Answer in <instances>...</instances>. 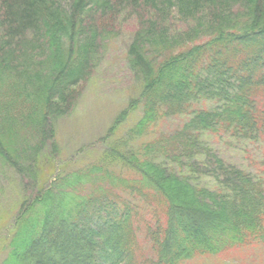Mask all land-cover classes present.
Listing matches in <instances>:
<instances>
[{
  "label": "trees",
  "instance_id": "1",
  "mask_svg": "<svg viewBox=\"0 0 264 264\" xmlns=\"http://www.w3.org/2000/svg\"><path fill=\"white\" fill-rule=\"evenodd\" d=\"M111 1L70 0V8L64 10L59 7L58 0H0V93L8 90L6 97H0V157L6 164L14 165L16 155L10 145L26 126L30 124V127L35 126V129L40 127L46 129L51 122V127L55 130L53 119L50 118L59 115L56 112V102H64V93L88 75L86 71L92 62L90 55L92 53L95 55L96 50L100 48V45L95 44L94 35L89 34L92 31L88 30L86 16L98 12L103 14L111 10L113 8ZM114 1L124 4L125 7L132 6L138 11L147 9L159 12L154 19L158 17L164 19L160 15L161 11L171 10L172 4L180 8V11L184 10L187 16L200 12L205 6H211L208 8L212 10V18L207 23H201L197 19L201 23L200 28L193 31V35L190 36L169 33L166 28L158 26L156 20L147 21V24H143L136 33L127 58L131 69L140 77L144 76L145 92L139 101L131 102L133 107L131 103L129 104L130 109L139 113L137 123L129 132L130 135L141 137L156 124V113H159L157 105H167L165 113L171 116L172 112H175L174 104L171 103L175 100L176 104L181 106L179 112L185 113L187 110H182L183 103L186 101H192L196 105L198 103V107L190 105V111L194 112V116L187 117L183 132L182 129L178 130L179 132L172 136L177 145H183L188 141L187 131L205 129L213 122L214 125L218 123L223 126L225 130L259 131L258 135H261V140L264 141V0ZM205 9L207 8L199 14ZM153 59L156 61L155 64L151 63ZM247 68L252 69L251 74H245ZM219 69L228 79L235 75L236 79L238 77L240 80L244 108L241 107L243 102L240 101L236 104V112L223 108L218 112L219 109L203 107L202 102H208L207 100L213 102L217 99H214V94L209 91V84L215 80ZM243 74L246 76L241 79L240 76ZM158 87L165 90L166 94H162L161 97L153 95ZM165 113L163 114L166 115ZM48 127L50 129V125ZM49 129L46 130L47 135H51ZM36 136L40 140V136ZM4 140L7 142L3 143ZM18 140L23 144L28 141L21 136ZM150 146H155L153 141L145 142L139 152L146 153L152 150L153 147ZM169 150L166 161L168 160L170 164L165 166V161L161 160L163 158L152 162L145 157L142 158L138 152L124 155L117 151L107 156L111 161L110 165L116 164V169L120 171L109 172L105 167L97 166L102 181L108 182L111 186L107 191L99 190V195L95 193V196H90L88 198L90 201L88 205L85 202V206L98 204V211L90 215H94L95 220L99 221L98 224L107 227L103 233L87 225L80 226L76 221L69 224L65 213L62 212L65 204L59 200L57 208L60 212L56 210L52 202L55 199V192L59 196V184L54 191L52 190L57 182L56 178L46 191L49 194L42 199L43 206H48L40 213L41 227L39 231H34L33 236L37 232L38 235L31 243L36 240L38 243H48V249L56 256L66 247L71 249L72 246L67 245L66 237H72L68 238L72 241L82 240L85 242L82 251H79L78 256L72 254L70 257L72 262L80 259L75 264H93L92 256L97 247H104V252L108 250V264H178L180 260L189 259L195 253L221 254L234 246H242L256 239L264 240L263 234L249 233L250 225L246 226L244 222L253 215H248L249 213L246 214L245 211H234L241 224H236L237 221L233 223V226H237L238 234L232 238L225 227L227 221L219 212L212 216H201L182 211L184 207L179 203L177 207L170 189H166L169 193L165 194L161 188L164 181L157 182L158 187L154 185L156 181H152L151 176L158 172L160 176L165 173L174 174L167 181V186L172 181L183 185L188 184L189 180L182 171L188 168L195 176L196 173L199 174V169L192 163L188 167L177 161L178 155L182 153L173 151L175 149ZM18 152L19 156L25 154L23 150L22 154ZM119 172L125 177L119 176ZM87 173L90 174V171ZM193 174L189 173V176ZM256 176L254 174L252 178L256 179ZM84 178L85 174L78 176L76 183L83 181ZM256 183L258 184L257 180ZM65 184L73 187L70 177ZM149 189L154 194L157 192L159 195H165L167 205L170 207L169 217L172 218L168 221L169 226L166 223V230L162 226V230L153 233L149 230L141 237L146 240V246L152 244V250L145 246L148 253L143 257L140 252L136 253V250L143 248L131 244L128 238L133 222L143 220L145 211L152 209L150 198L153 195H149ZM258 191L261 195L256 193V201L258 205L262 202L260 212H264V190L261 188ZM72 193L73 190L67 195L72 199L77 198L78 195ZM100 194L103 197H100ZM189 197L192 203L199 199L195 194ZM82 206L74 209L80 211ZM225 211L224 207L221 212ZM30 214L27 220L22 221L9 243L8 257L12 264H23L28 257L29 253L20 254L17 249L19 245L27 242L26 247H32L31 238L29 240L26 238L30 235L29 231L35 218L32 211ZM64 226H67V229L70 226L72 233L66 231ZM260 226L262 225L259 221Z\"/></svg>",
  "mask_w": 264,
  "mask_h": 264
},
{
  "label": "rangeland",
  "instance_id": "2",
  "mask_svg": "<svg viewBox=\"0 0 264 264\" xmlns=\"http://www.w3.org/2000/svg\"><path fill=\"white\" fill-rule=\"evenodd\" d=\"M58 5L62 9L68 10L70 0H58ZM111 5L113 8L103 14L98 12L86 16L88 30L92 31L89 34L94 35L95 44L100 45V48L96 50L95 55H92L93 53L90 55L92 62L86 71L88 75L79 84L64 93V102H56V112L59 115H51L52 118H50L53 119L55 130L52 129L51 122L50 129L49 125L46 129L44 126L43 129L42 127L35 129V126L32 125V128L29 124L23 129V132L20 131L16 135L10 145L16 155L14 165L6 164L0 157V264H12L8 257L9 243L22 221L27 220L31 215V211L35 218L29 231L30 235L26 238L27 240L31 238L30 243L33 238L37 239L38 232L34 236L33 233L39 231L41 227L40 213L44 212V208L48 206H43L42 199L49 194L46 191L56 178L57 182L52 187L54 191L56 185L59 184V196L55 192V199L52 201L56 210L60 212L57 208V200H59L65 204V209L62 212L65 213L69 224L76 221L80 226L87 225L103 233L107 227L98 224L99 221L95 220L94 215H90L98 211V204L93 206L89 204V207L87 205L90 196H95V193L99 195V190L104 192L111 186L108 182L102 181L101 175H98L99 168L97 166H103L109 172L119 170L116 169V164L110 165L111 161L107 156L114 151L124 155L138 152L142 158L145 157L152 162L163 158L161 160L165 161L164 166L170 164L168 160L166 161L169 149L179 151L182 154L178 155L176 160L188 167L192 163L199 169V174L196 173L194 176L193 172H189L188 168H185L182 174H185L189 183L182 185L172 181L167 186V181L174 174L171 176L169 173H165L160 176L158 172L151 176L152 181H156L154 185L164 181L163 186L160 187L165 192L166 189H170L176 204L183 205L182 211H186V213L193 212L196 215L212 216L215 212H219L222 218L226 219L225 227L232 238L238 234L237 226H233V223L237 221L236 224H241L234 215V211L237 210L253 215V218L250 217L247 222H244V225H250L248 228L251 235L263 234L264 236V212H260L262 211V202L258 205L256 201L258 190L261 188L264 190V141L261 140V135H258L259 131L225 130L223 126L218 123L214 125L213 122L209 123L205 129L198 128L196 132H191L188 128L189 131L186 134L188 141L183 145H177L172 136L179 132L178 130L182 129L183 132L187 117L194 116V112L190 111V105L194 104L195 107H198V103L197 105L192 101L183 103L182 110H187L185 113L179 112L181 106L179 104L178 106L173 100L171 104H174L175 112H172L171 116L165 113L167 105H157L159 113H156V124L141 137H135L129 133L139 118L137 110L130 109L129 104L135 100L139 101L145 92L144 76L140 77L131 69L127 58L132 50L131 43L136 37V33L139 32L143 24H147V21L156 20L157 25L169 30V33L193 35V31L200 28L201 23H207L212 18V10L208 8L211 6H205L204 8L207 9L202 14L199 13L204 8L200 12L187 16L184 10L180 11V8L172 4L171 10L161 11L160 15L164 19L159 17L154 19V16L157 17L156 13L159 12H151L147 9L138 11L132 6L125 7L124 4H118L114 0L111 1ZM238 19L240 20L239 17ZM245 21L248 20L245 19ZM94 31L95 33H93ZM155 62V59L151 61L153 64ZM34 67L37 69L36 66ZM251 72L252 69L247 68L245 74L248 75ZM245 74L240 76L241 79L242 77L244 79ZM239 83L238 77L236 79L234 75L228 79L227 75L220 73L219 69L215 80L209 84V91L214 94V99H217L213 102L209 100L202 102L203 107L219 109L218 112L221 108L236 112V104L240 101V103L243 102L241 107L244 108L243 93L240 91ZM7 93L8 90H4L0 93V97H6ZM162 94H166L165 90L158 87L153 95L161 97ZM225 116L227 115L224 114ZM225 119L228 120L227 117ZM48 129L51 131V135L46 134ZM36 135L40 136V140ZM181 135L184 134L181 133ZM19 136L28 141L24 144L21 143L18 140ZM41 139L43 140L41 141ZM148 141L154 142L155 146H150V148L153 147L152 150L146 151L147 154L145 151L139 152L140 147L142 145L144 147L145 142ZM6 142V140L3 141V143ZM22 150L25 152L24 155ZM17 152L22 156H19ZM87 171H90V174ZM189 173L193 175L189 176ZM83 174H85L83 181L76 183L77 177ZM118 174L124 176L122 172ZM254 174L257 175L256 179L252 178ZM68 177H70L73 187L65 184ZM156 185L159 187L158 184ZM71 190H73L72 194L78 195L77 198L72 199L67 195ZM148 191L149 195H153L150 198L152 209L145 211L143 220L133 222L128 238L131 244H137L138 248H143L139 251L136 250V253L140 252L143 257L148 253V249L152 250V244L146 246V240L144 241L141 237L145 236L144 234L149 230L152 233L159 229L162 230V226L166 230V223L169 226L168 221L172 218V216L169 217L170 207L167 205L165 195H159L157 192L154 194L150 189ZM194 194L199 199L192 203L189 195L192 197ZM259 194L261 195V193ZM121 196L123 197V194ZM100 197L103 196L100 194ZM80 205L84 206L80 211L74 209H79ZM224 207L226 211L222 213ZM259 221L262 225L260 227ZM110 223L109 225L112 227ZM64 227L66 231H72L70 226H68L69 229L67 226ZM69 237L66 239L67 245L72 246L71 249L66 247L61 254L56 256L48 249V243H38L37 240L31 243V248L26 247L27 242H24L17 249L20 254L29 253L23 264H75L80 259L72 262L70 257L72 254L78 256L85 242L76 241V239L68 240ZM35 243L37 244L33 246ZM101 248L97 247L93 254V264H108V250L104 252V247ZM178 264H264V240L256 239L242 246H234L221 254L195 253L189 259L180 260Z\"/></svg>",
  "mask_w": 264,
  "mask_h": 264
}]
</instances>
